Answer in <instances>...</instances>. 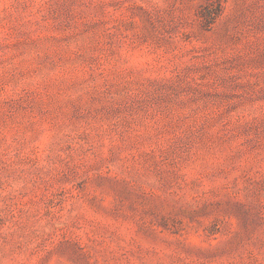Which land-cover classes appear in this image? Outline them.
<instances>
[{
	"label": "rangeland",
	"instance_id": "rangeland-1",
	"mask_svg": "<svg viewBox=\"0 0 264 264\" xmlns=\"http://www.w3.org/2000/svg\"><path fill=\"white\" fill-rule=\"evenodd\" d=\"M0 264H264V0H0Z\"/></svg>",
	"mask_w": 264,
	"mask_h": 264
}]
</instances>
